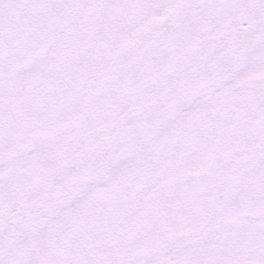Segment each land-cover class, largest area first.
Listing matches in <instances>:
<instances>
[{
  "label": "snow or ice",
  "instance_id": "1",
  "mask_svg": "<svg viewBox=\"0 0 264 264\" xmlns=\"http://www.w3.org/2000/svg\"><path fill=\"white\" fill-rule=\"evenodd\" d=\"M0 264H264V0H0Z\"/></svg>",
  "mask_w": 264,
  "mask_h": 264
}]
</instances>
